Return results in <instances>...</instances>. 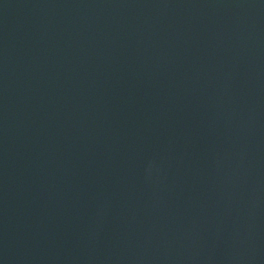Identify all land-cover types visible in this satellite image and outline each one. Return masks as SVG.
Instances as JSON below:
<instances>
[{
  "label": "water",
  "instance_id": "water-1",
  "mask_svg": "<svg viewBox=\"0 0 264 264\" xmlns=\"http://www.w3.org/2000/svg\"><path fill=\"white\" fill-rule=\"evenodd\" d=\"M4 123L0 264H264V0H0Z\"/></svg>",
  "mask_w": 264,
  "mask_h": 264
},
{
  "label": "bare ground",
  "instance_id": "bare-ground-1",
  "mask_svg": "<svg viewBox=\"0 0 264 264\" xmlns=\"http://www.w3.org/2000/svg\"><path fill=\"white\" fill-rule=\"evenodd\" d=\"M7 124L8 123H4V128L3 131H0V137H2V139H0V156H2V159H5L6 157L8 158H12L13 157V140H6L5 135L9 132L6 129L7 128ZM5 138V140L3 141V139ZM9 149V150H8Z\"/></svg>",
  "mask_w": 264,
  "mask_h": 264
}]
</instances>
